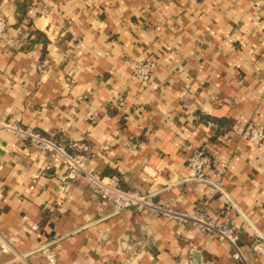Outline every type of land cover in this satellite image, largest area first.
<instances>
[{
	"label": "crops",
	"instance_id": "crops-1",
	"mask_svg": "<svg viewBox=\"0 0 264 264\" xmlns=\"http://www.w3.org/2000/svg\"><path fill=\"white\" fill-rule=\"evenodd\" d=\"M0 15V119L65 141L126 189L230 222L246 253L264 238V145L248 139L264 125L260 3L0 0ZM148 53L145 84L132 63ZM0 144V264H264L192 222L114 210L53 150L8 130ZM199 148L206 180L187 167Z\"/></svg>",
	"mask_w": 264,
	"mask_h": 264
},
{
	"label": "built area",
	"instance_id": "built-area-1",
	"mask_svg": "<svg viewBox=\"0 0 264 264\" xmlns=\"http://www.w3.org/2000/svg\"><path fill=\"white\" fill-rule=\"evenodd\" d=\"M264 7V0H256ZM8 21L0 15V38H4L8 29ZM132 77L142 83L151 82L153 75L159 67V59L155 53H148L143 58L132 63ZM124 106L120 102L119 107ZM11 131L17 138L32 147H39L55 151V161L64 159L67 164L69 176L83 175L93 191L101 199L112 203L114 210L135 209L148 211L150 215H161L169 219H176L181 224L192 222L202 231L217 234L221 239L228 241L233 248L235 260L247 263L251 254L264 253V238L257 239L249 252H244L239 243L238 232L230 222L216 223L208 220L204 215H189L176 211L169 205L156 201L150 194L141 193L137 189H126L121 186L118 177L102 175L90 166V157L86 153L70 151L64 143L47 136L39 131L24 127L13 120L0 119V132ZM248 139L258 148L264 145V125L252 123L248 130ZM1 145V144H0ZM214 163L210 153L205 148H199L191 154L187 167L194 172V177L199 180L208 178L207 170ZM1 239V238H0ZM2 245V239L0 241Z\"/></svg>",
	"mask_w": 264,
	"mask_h": 264
},
{
	"label": "trees",
	"instance_id": "trees-1",
	"mask_svg": "<svg viewBox=\"0 0 264 264\" xmlns=\"http://www.w3.org/2000/svg\"><path fill=\"white\" fill-rule=\"evenodd\" d=\"M26 8H27V4L23 5V7H22L23 12H25ZM60 141H62V142H64L65 144H67L65 141H63V140H61V139H60ZM238 237H239V234H238ZM239 243H240V239H239Z\"/></svg>",
	"mask_w": 264,
	"mask_h": 264
}]
</instances>
